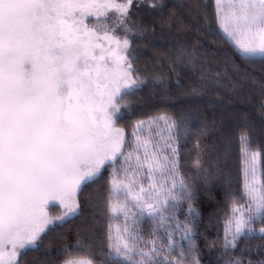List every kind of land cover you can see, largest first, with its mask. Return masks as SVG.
<instances>
[{
  "label": "snow or ice",
  "instance_id": "1",
  "mask_svg": "<svg viewBox=\"0 0 264 264\" xmlns=\"http://www.w3.org/2000/svg\"><path fill=\"white\" fill-rule=\"evenodd\" d=\"M216 4L218 20L227 11L222 27L235 54L264 65V0H231L226 9L222 0ZM142 7L158 5L149 0H0V264H20L21 250L43 247L48 225L81 210L75 193L106 165L114 169L110 192L117 194L109 196L108 212L110 218L123 215L125 223L115 227V236L109 225L108 251L101 260L90 252V259L64 264H200L191 251V259L183 251L175 255L171 239L166 248L155 239L143 242L138 227L145 215L166 224L175 219L177 204L196 198L195 184L182 174L183 153L171 135L179 125L172 116L137 121L131 134L135 147L125 151V129L118 126L123 97L145 81L121 33L131 31L133 9ZM159 122L170 133L163 150L142 138L146 124ZM240 142L248 201L233 203L225 249H236L242 236L253 235L257 221L264 224V183L256 187L264 150L253 146L247 130ZM195 147L201 150L199 140ZM207 150L204 145L202 151ZM192 166L205 171L201 151ZM120 171L123 180L116 179ZM141 174L147 187L137 186L135 177ZM57 200L63 212L50 217L45 206ZM189 212L195 214L191 203ZM190 225H177L189 243ZM258 235L264 238V227Z\"/></svg>",
  "mask_w": 264,
  "mask_h": 264
},
{
  "label": "trees",
  "instance_id": "2",
  "mask_svg": "<svg viewBox=\"0 0 264 264\" xmlns=\"http://www.w3.org/2000/svg\"><path fill=\"white\" fill-rule=\"evenodd\" d=\"M149 2L158 7L134 8L132 13L138 27L129 52L134 58L133 67L139 69L145 82L123 97L118 126L125 129V151L135 147L131 134L137 121L162 114L172 116L179 125L171 135L177 137V147L183 153L182 174L196 190L195 200L181 202L179 213L185 220L191 203L195 213L188 218L191 243L185 239L174 245L175 255L183 251L188 259L194 256L200 264H229L234 259L242 264H260L264 261V238L258 232L264 224L254 223V234L242 236L236 249H225L224 239L233 203L242 206L248 201L242 131L249 132L254 147L264 150V65L246 63L235 54L217 19L216 0ZM164 127L163 122L146 124L142 138L163 150L170 135ZM198 140L201 150L195 147ZM204 145L208 146L206 152L202 151ZM198 151L204 157L202 174L192 166ZM113 172L106 165L99 175L83 184L77 196L81 210L63 222L48 225L43 247L22 250L17 258L20 264H64L69 259H90V252L101 260L102 253L108 251L109 225H113L115 236V227L125 223L123 215L110 218L107 208L109 196L117 197L110 192ZM128 175L131 177V169ZM256 176L260 187L264 183V159L257 162ZM124 178L123 171L116 176L118 180ZM135 179L137 186L147 187L149 183L142 174ZM123 197L118 194L121 202ZM62 212L57 205L49 207L50 217ZM138 227L143 242L155 239L166 248L167 239L155 221L145 215Z\"/></svg>",
  "mask_w": 264,
  "mask_h": 264
},
{
  "label": "rangeland",
  "instance_id": "3",
  "mask_svg": "<svg viewBox=\"0 0 264 264\" xmlns=\"http://www.w3.org/2000/svg\"><path fill=\"white\" fill-rule=\"evenodd\" d=\"M231 3V0H222V7H224L226 9L227 5H229ZM216 11H217V4H216ZM226 16H227V11H221L220 13V21L222 22V24L224 26L227 25V20H226ZM131 31L127 32V33H121V35H126L127 39L129 40V42L131 41V39L133 38L134 35H136L137 32V22L135 21L134 18H132L130 24H129ZM83 186V185H82ZM81 186V187H82ZM257 189H259V185L256 184ZM80 190V189H79ZM79 190L75 193L76 199L78 196V192ZM122 193V195L124 196L123 198H125V193L124 192H120ZM161 196H163V194H161ZM171 203V202H170ZM51 205H57L59 206L61 209H63V207L60 205L59 201H49L46 206H45V210L49 215V207ZM181 211V206L180 203L177 204L176 210H175V219L168 221V223L163 224V225H158L159 228L162 230L164 237L167 239V242L169 241V239H171L173 241V246L179 244L180 242L184 241L185 239L184 237V233L182 228L177 229V225H183L184 223L189 222L188 218H190L191 213L189 212V210L186 213V217L185 220L182 219L179 216V213ZM191 226V225H190ZM22 251V250H21Z\"/></svg>",
  "mask_w": 264,
  "mask_h": 264
}]
</instances>
